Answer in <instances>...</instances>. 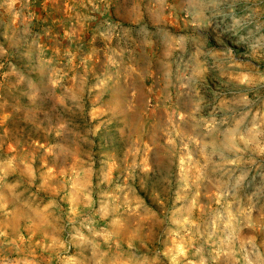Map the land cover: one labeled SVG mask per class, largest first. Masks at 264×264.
I'll return each instance as SVG.
<instances>
[{"label":"rangeland","instance_id":"374dc122","mask_svg":"<svg viewBox=\"0 0 264 264\" xmlns=\"http://www.w3.org/2000/svg\"><path fill=\"white\" fill-rule=\"evenodd\" d=\"M0 264H264V0H0Z\"/></svg>","mask_w":264,"mask_h":264}]
</instances>
